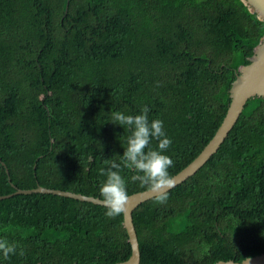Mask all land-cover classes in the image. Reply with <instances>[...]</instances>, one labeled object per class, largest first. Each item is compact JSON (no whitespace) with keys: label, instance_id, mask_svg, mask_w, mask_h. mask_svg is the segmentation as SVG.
<instances>
[{"label":"trees","instance_id":"trees-1","mask_svg":"<svg viewBox=\"0 0 264 264\" xmlns=\"http://www.w3.org/2000/svg\"><path fill=\"white\" fill-rule=\"evenodd\" d=\"M66 5V10L65 9ZM264 20L241 0H0V195L36 185L98 197L128 128L160 119L172 176L219 125ZM153 140L150 147L155 148ZM128 194L147 189L121 169ZM9 179V181L7 180ZM49 193L0 199V264H112L130 253L122 214ZM138 264H212L264 254V96L248 98L216 151L131 212Z\"/></svg>","mask_w":264,"mask_h":264},{"label":"clouds","instance_id":"clouds-1","mask_svg":"<svg viewBox=\"0 0 264 264\" xmlns=\"http://www.w3.org/2000/svg\"><path fill=\"white\" fill-rule=\"evenodd\" d=\"M148 111V107L144 106L137 115L121 111H113L111 114L109 122L123 128L126 126L130 135L127 136L120 162L106 159L107 167L99 169V175L104 179L98 191L106 209L104 214L109 218L121 215L128 201L127 183L121 175L122 168L132 170L135 175L131 179L152 191L158 204H166L168 190L174 186V180L168 171L174 166V162L164 154L171 145V140L164 130L163 121H149ZM153 140L157 141L155 148L150 147ZM13 255L24 256V248L7 237H0V257L6 261Z\"/></svg>","mask_w":264,"mask_h":264},{"label":"water","instance_id":"water-1","mask_svg":"<svg viewBox=\"0 0 264 264\" xmlns=\"http://www.w3.org/2000/svg\"><path fill=\"white\" fill-rule=\"evenodd\" d=\"M241 1L248 8L249 12L255 13L259 20H264V0ZM64 10H66V5ZM247 61L248 62L246 64L238 67L235 77L231 81L228 90L229 102L219 125L198 154L183 168L172 175L174 186L182 182L185 178L191 176L209 158V156L216 151L220 143L234 125L246 100L254 96H264V33L259 43L253 48L252 54L247 57ZM0 164L4 167V171L7 174V169L5 168L4 163L0 161ZM7 180L9 181L8 178ZM28 193H49L103 206L102 199H99L98 197L87 196L71 191L45 188L39 185L29 189L14 187L13 192L0 195V199L7 198L15 194ZM154 196V193L149 189L128 194V201L126 203L125 211L122 213L121 224L127 236L130 253L125 260L112 264H138L139 251L136 234L131 220V212L138 204ZM212 264H264V254L260 253L254 256L246 257L237 262L232 260H218Z\"/></svg>","mask_w":264,"mask_h":264}]
</instances>
